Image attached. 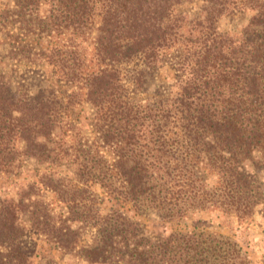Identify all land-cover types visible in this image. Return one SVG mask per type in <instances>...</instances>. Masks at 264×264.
I'll return each mask as SVG.
<instances>
[{
  "label": "trees",
  "instance_id": "trees-1",
  "mask_svg": "<svg viewBox=\"0 0 264 264\" xmlns=\"http://www.w3.org/2000/svg\"><path fill=\"white\" fill-rule=\"evenodd\" d=\"M195 1L0 0V264H250L176 224L264 203V0Z\"/></svg>",
  "mask_w": 264,
  "mask_h": 264
},
{
  "label": "rangeland",
  "instance_id": "rangeland-1",
  "mask_svg": "<svg viewBox=\"0 0 264 264\" xmlns=\"http://www.w3.org/2000/svg\"><path fill=\"white\" fill-rule=\"evenodd\" d=\"M199 4L200 0H196L194 7H198ZM164 74L169 76L171 70L165 68ZM258 176V180L262 182L260 185L264 187V169L259 170ZM2 183L4 184V181H0V186ZM138 218L145 224L148 233L152 235L165 234L172 227L171 224L160 222L153 216H139ZM176 225L184 230L195 227L197 230H209L215 234L227 236L242 248L250 264H264V203L258 205L250 220L242 223L232 221L229 225H223L214 214L202 212ZM35 253L33 264H87L85 261H79L68 255H60L56 249L41 239L36 240Z\"/></svg>",
  "mask_w": 264,
  "mask_h": 264
}]
</instances>
